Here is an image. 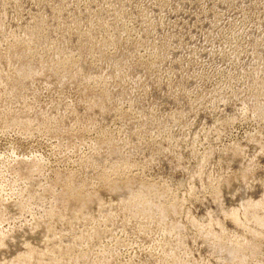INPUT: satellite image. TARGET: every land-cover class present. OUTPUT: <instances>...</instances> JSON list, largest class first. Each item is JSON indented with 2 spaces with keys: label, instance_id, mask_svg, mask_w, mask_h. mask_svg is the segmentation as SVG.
<instances>
[{
  "label": "rangeland",
  "instance_id": "374dc122",
  "mask_svg": "<svg viewBox=\"0 0 264 264\" xmlns=\"http://www.w3.org/2000/svg\"><path fill=\"white\" fill-rule=\"evenodd\" d=\"M263 216L264 0H0V264H264Z\"/></svg>",
  "mask_w": 264,
  "mask_h": 264
},
{
  "label": "bare ground",
  "instance_id": "6f19581e",
  "mask_svg": "<svg viewBox=\"0 0 264 264\" xmlns=\"http://www.w3.org/2000/svg\"><path fill=\"white\" fill-rule=\"evenodd\" d=\"M255 204H260V205H261L262 202H257V203H255ZM161 207H162V206H161ZM258 221L261 222V223H264V216L258 218ZM234 249H235V250L243 249V245H242V243H241V242L236 243V247H235ZM234 249H232V250H234Z\"/></svg>",
  "mask_w": 264,
  "mask_h": 264
}]
</instances>
